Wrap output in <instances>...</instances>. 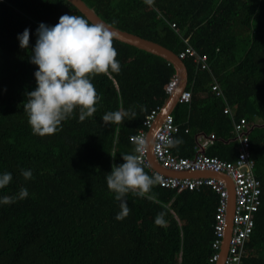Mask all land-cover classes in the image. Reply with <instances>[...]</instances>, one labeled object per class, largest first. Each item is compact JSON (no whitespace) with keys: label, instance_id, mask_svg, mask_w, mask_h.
<instances>
[{"label":"trees","instance_id":"16d2710c","mask_svg":"<svg viewBox=\"0 0 264 264\" xmlns=\"http://www.w3.org/2000/svg\"><path fill=\"white\" fill-rule=\"evenodd\" d=\"M83 1L116 28L178 55L191 47L208 57L212 74L193 57L183 60L192 98L173 111L174 138L182 143L172 149L193 158L199 139L213 134L201 152L234 162L240 135L248 137L262 205L243 264H264V0ZM66 13L85 17L67 0H0V173H12L0 196L17 195L22 187L29 192L0 205V264H212L220 196L211 186L180 191L157 183L142 197L128 193L131 211L117 220L120 202L106 182L122 155L134 152L131 138L149 131V116L168 100L176 69L167 60L113 39L121 71L92 76L97 111L81 122L76 109L56 133H33L24 103L36 87L37 66L29 59L36 29ZM26 28L29 47L22 49L17 37ZM212 75L223 96L211 91ZM226 103L232 114L224 112ZM118 109L136 116L104 126L102 116ZM242 119L241 133L235 124ZM22 169L33 177L26 180ZM161 211L162 226L154 223Z\"/></svg>","mask_w":264,"mask_h":264},{"label":"clouds","instance_id":"9594fccd","mask_svg":"<svg viewBox=\"0 0 264 264\" xmlns=\"http://www.w3.org/2000/svg\"><path fill=\"white\" fill-rule=\"evenodd\" d=\"M22 49L29 47L30 30L18 34ZM111 31L100 23H90L85 17L64 14L55 25L41 22L36 29V42L31 50L30 63L37 66L34 72L36 87L26 93L24 111L34 134L51 135L62 127V122L71 118L78 109L79 121L91 117L96 111L100 97L92 81V76L109 71L118 73L121 64L117 50L112 44ZM143 110L144 106H140ZM136 116L132 109L108 111L102 116L104 126L119 123L125 117ZM135 144L132 154H123V163L113 165L106 176L107 186L114 198L120 202L117 220L126 217L131 209L125 199L128 193L144 196L159 182L144 171L141 157L137 153L146 150V139L137 135L131 138ZM167 147H176L182 143L180 138L164 137ZM22 176L28 180L33 177L31 169H22ZM11 172L0 173V190L9 185ZM26 187L17 195L0 196V205L12 204L17 199L28 197ZM149 199H155L154 195ZM166 213L161 211L155 217L156 225L166 224Z\"/></svg>","mask_w":264,"mask_h":264},{"label":"built area","instance_id":"2783aa9c","mask_svg":"<svg viewBox=\"0 0 264 264\" xmlns=\"http://www.w3.org/2000/svg\"><path fill=\"white\" fill-rule=\"evenodd\" d=\"M176 27L175 24H172ZM179 57L184 60L187 57H193L199 68L209 70L208 57L199 55L191 47L179 54ZM178 87V77L175 75L166 86V91L172 95ZM214 93L219 97L223 96L222 88L219 85L212 87ZM192 98V92L185 90L179 96V103L189 102ZM161 109H157L151 113L148 118V128H151L159 115ZM231 112L229 106L225 108V113ZM246 121L242 119L235 124L237 132H243ZM178 133V126L175 124V119L172 114L166 115L162 126L156 133L153 153L159 163L164 168L175 172H215L223 173L230 177L234 184L235 193V209L232 217V232L228 243V253L223 264H243L246 255V244L251 238L255 229V214L262 205V188L261 182L255 176V161L252 159L250 152V144L248 137L240 135V148L238 158L233 161L220 159L216 156H209L204 152H199L195 157H178L172 152V147H167L164 137L174 138ZM146 139V150L139 153L141 164L149 168L153 176H158L159 184L164 188L183 190H199L203 186H211L220 196L219 205L217 207L215 229V240L213 249L215 251L211 258L212 264H217L221 259V250L223 247L227 215L229 207L230 192L225 183L214 177L202 178H177L167 176L163 173L155 171L148 160V131H143L139 134ZM215 138L212 134L209 142ZM204 146V147H205Z\"/></svg>","mask_w":264,"mask_h":264},{"label":"water","instance_id":"95a60500","mask_svg":"<svg viewBox=\"0 0 264 264\" xmlns=\"http://www.w3.org/2000/svg\"><path fill=\"white\" fill-rule=\"evenodd\" d=\"M67 1H69L73 6H75L91 23H100L105 25V27H107L111 31L113 39H116L118 41L129 44L146 52L157 55L167 60L176 69V73L178 77V87L176 91L172 95H170V98L167 100L166 104L159 112V115L156 118L153 126L148 131V160L151 164V167L155 171L163 173L167 176H172L177 178L214 177L225 183L227 189L230 192L228 215H227L228 219H227L225 239L221 250V259L217 263V264H223L228 253V243L233 228L232 217L235 209V193H234V184L232 179L223 173L170 171L164 168V166L159 163V161L157 160V158L153 153V144L158 129L161 127L166 115L175 106L176 102L179 99L180 94L186 90V87L188 85L189 74L185 62L174 51L170 50L169 48L159 43L145 39L139 35L130 33L128 31H124L122 29L116 28L108 24L107 22L102 20L98 16V14H96V12L93 9H91L83 0H67Z\"/></svg>","mask_w":264,"mask_h":264},{"label":"crops","instance_id":"0c3cea01","mask_svg":"<svg viewBox=\"0 0 264 264\" xmlns=\"http://www.w3.org/2000/svg\"><path fill=\"white\" fill-rule=\"evenodd\" d=\"M210 64V63H209ZM210 66V65H209ZM211 74H212V70H211V66H210V69L208 70ZM176 75H177V73H176ZM213 76V75H212ZM213 78H214V82L212 83V86H211V91L214 93V91L212 90V87L214 86V85H219L220 86V88H222L221 87V85L219 84V82L216 80V78L213 76ZM223 90V89H222ZM215 94V93H214ZM216 95V94H215ZM217 96V95H216ZM218 97V96H217ZM169 98H170V95H169ZM168 98V99H169ZM224 99H225V97H224ZM178 101H179V99H178ZM176 102V104H175V106L172 108V110L168 113V114H172L173 115V111H174V109H175V107L177 106V104L179 103V102ZM226 102V101H225ZM227 106H229L228 105V103H226V105H225V108L227 107ZM163 108V107H162ZM161 108V109H162ZM225 108H224V112H225ZM229 108H230V106H229ZM230 110H231V108H230ZM231 113V112H230ZM167 114V115H168ZM232 114V113H231ZM164 122V121H163ZM163 124V123H162ZM162 126V125H161ZM159 130V129H158ZM209 140H210V138H204V137H201L200 139H199V146H200V148H199V146L198 147H196L195 149H196V152H197V154L199 153V152H201V150H203V151H205L208 147H210L211 146V144H212V141H211V143L210 144H208L207 146H205V144H206V142H209ZM205 146V147H204ZM239 148H240V146L238 147V151H240L239 150ZM172 152L174 153V151H173V149H172ZM205 153V152H204ZM174 155H176V156H178V157H182V156H179V155H177V154H175L174 153ZM217 157V156H216ZM221 159V158H220ZM254 160V159H253ZM191 179H194V178H191Z\"/></svg>","mask_w":264,"mask_h":264}]
</instances>
